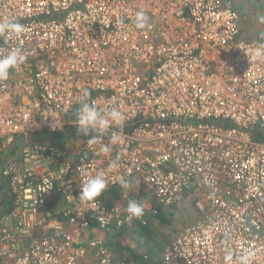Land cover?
Returning a JSON list of instances; mask_svg holds the SVG:
<instances>
[{"label": "built area", "instance_id": "obj_1", "mask_svg": "<svg viewBox=\"0 0 264 264\" xmlns=\"http://www.w3.org/2000/svg\"><path fill=\"white\" fill-rule=\"evenodd\" d=\"M10 19L27 31L0 36V56L20 49L26 61L0 79V153L25 141L1 167L13 199L1 264H125L94 229L147 226L157 208L189 205L196 221L163 264H264V59L250 55L264 39L245 40L230 0H0V22ZM85 92L99 108L115 97L125 116L110 154L88 138L68 149L27 141L74 126ZM100 171L107 190L82 204V184ZM132 200L145 211L129 222Z\"/></svg>", "mask_w": 264, "mask_h": 264}, {"label": "clouds", "instance_id": "obj_2", "mask_svg": "<svg viewBox=\"0 0 264 264\" xmlns=\"http://www.w3.org/2000/svg\"><path fill=\"white\" fill-rule=\"evenodd\" d=\"M149 26V17L143 11L135 14V27L143 30ZM27 31L26 26L18 20H8L0 22V36L5 40L16 39ZM264 39V38H262ZM250 55L256 58L264 59V42H256L252 46ZM247 56L249 53H245ZM26 61V56L20 49L9 51L7 55L0 56V79H6L10 70L19 67ZM85 99L80 102L79 107L73 113V125L77 129V135L89 137L87 145L90 149H95L96 155H105L111 153L112 146L122 142V129L125 122V116L116 105V98H111L109 104L104 108L97 107L95 102H89L87 97L90 95L85 92ZM108 137L107 143L104 138ZM117 157L112 161L111 169L118 167ZM120 186L129 189L131 183L125 177H118ZM109 180L105 172L100 171L95 176L85 180L80 188L78 200L82 204H88L97 200L108 188ZM145 211V206L139 201H129L126 212V220L131 222L133 219H139ZM231 255L225 257L226 264L231 261Z\"/></svg>", "mask_w": 264, "mask_h": 264}, {"label": "trees", "instance_id": "obj_3", "mask_svg": "<svg viewBox=\"0 0 264 264\" xmlns=\"http://www.w3.org/2000/svg\"><path fill=\"white\" fill-rule=\"evenodd\" d=\"M232 2V7L236 11L241 12L242 17V31L245 35V40H261L264 38V0H230ZM220 125H225V127H230L227 123H220ZM261 141L262 136L258 132L254 133ZM262 137V138H261ZM89 137H85L82 134L77 135V129L75 126H70L65 131L60 133H48L39 132L32 133L28 136L27 141L30 144H42V145H54L61 149H67L66 145L69 141L84 140ZM24 138H19L17 141ZM264 140V138H263ZM15 142V144L9 147L10 152L19 151L20 144ZM0 164V190L6 191L9 201V210L12 208V196L10 190H8L9 183L4 181L2 177ZM145 188L143 187V191ZM0 191V192H1ZM142 196V194H141ZM102 198L111 204L112 200L108 199L106 196ZM158 213L149 217V223L147 226H141L140 224L135 225V227L126 230H115L111 231L110 237H112V249L115 254V263L123 262L125 264H163V253L165 246L158 241V234L160 231V226L167 227L171 225L174 220L171 217L164 215L162 209L157 208ZM171 210V209H170ZM175 213L181 214V211ZM108 234V235H109ZM137 237V239H145L144 244L137 245L135 248L130 246H123L122 242L124 239ZM133 239V238H132Z\"/></svg>", "mask_w": 264, "mask_h": 264}, {"label": "rangeland", "instance_id": "obj_4", "mask_svg": "<svg viewBox=\"0 0 264 264\" xmlns=\"http://www.w3.org/2000/svg\"><path fill=\"white\" fill-rule=\"evenodd\" d=\"M70 146L71 145H69L67 149ZM176 210L178 212L181 211V214L175 213V210H172V209L163 211L164 215L167 217H171V215L174 214L172 217L174 222L171 225L167 227L160 226V231L158 234V241L161 242L163 246L165 247L170 245L176 239V237L178 236L180 232H182L185 228H187L194 221H196V211L194 207H190L189 205L188 207L184 206L181 209H176ZM100 233H102L103 236L108 238V234L103 233L102 231H100ZM108 233H111V232H108ZM96 235L97 233H93L92 238H94ZM140 240L144 244L145 239H137V237H133V239H127L126 242L131 248H135L137 247Z\"/></svg>", "mask_w": 264, "mask_h": 264}, {"label": "crops", "instance_id": "obj_5", "mask_svg": "<svg viewBox=\"0 0 264 264\" xmlns=\"http://www.w3.org/2000/svg\"><path fill=\"white\" fill-rule=\"evenodd\" d=\"M18 140V139H17ZM16 140V141H17ZM21 141L22 140H19V141H17V143L18 144H20L21 143ZM72 141H69L68 143H67V145H66V147H68L69 145H70V143H71ZM21 145H22V143H21ZM21 145H20V147H21ZM20 154V148H19V152L17 151V152H10L9 151V147L6 149H3V151L0 153V164L1 165H3V163H5L6 161H8L9 159H11V158H13V157H15V156H17V155H19ZM1 189V188H0ZM1 191V190H0ZM1 198H0V218H1V216L3 215V214H5L6 212H8V209H9V201H8V196H7V194H6V191H4L3 192V190L1 191ZM0 229H1V227H0ZM95 231H97V232H94L93 231V233H97V235H99L101 238H103V240L105 241V243L107 244V245H109L111 248H113L112 247V237H110V234L109 233H107V232H103V233H106V234H109L108 235V238H106L105 236H103V234L102 233H100L98 230H96V229H94ZM121 230V229H120ZM92 233V234H93ZM92 234H91V238H92ZM126 240L127 239H124L123 240V242L122 243H126L127 244V242H126ZM123 245V244H122ZM128 245V244H127ZM126 245V246H127ZM129 246V245H128ZM0 264H1V261H0Z\"/></svg>", "mask_w": 264, "mask_h": 264}]
</instances>
